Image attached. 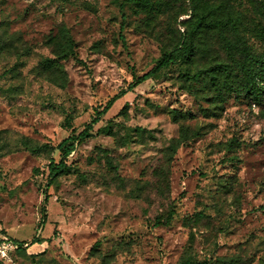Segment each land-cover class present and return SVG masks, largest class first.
<instances>
[{
	"label": "rangeland",
	"instance_id": "374dc122",
	"mask_svg": "<svg viewBox=\"0 0 264 264\" xmlns=\"http://www.w3.org/2000/svg\"><path fill=\"white\" fill-rule=\"evenodd\" d=\"M0 229V264H264V0H0Z\"/></svg>",
	"mask_w": 264,
	"mask_h": 264
},
{
	"label": "trees",
	"instance_id": "16d2710c",
	"mask_svg": "<svg viewBox=\"0 0 264 264\" xmlns=\"http://www.w3.org/2000/svg\"><path fill=\"white\" fill-rule=\"evenodd\" d=\"M127 1L136 3V2H142L143 0H127ZM186 1H188V2L190 1V4L192 3V0H186ZM190 17L191 16H189V19H190ZM185 22H186V20L183 21L182 24L180 22L183 30L178 31V33H179L178 43L170 51H168L167 53H164L162 55V57L156 62V64L148 72H146L142 76L138 77L135 81L131 82L127 86L128 91H131L138 84L144 82L148 78L157 76L162 70L169 68L170 66L176 64L178 61H180L182 59H186L187 57L191 56V54L193 52V46H192V44L189 43V37H190L191 33L193 32V30H195V32H198L199 26L201 23L198 24V27H194V29L192 31H190V32L188 31V33H187V30H186L185 26L183 25ZM123 41L124 40L122 39V42ZM69 54H73L72 49H70L68 52H66L64 54L63 58H65ZM124 94H125V90H122L119 93H117L116 95H114L105 104L103 109L101 111L97 112L96 117L90 123H88L81 132L77 133L76 135L68 136L67 138L63 139L58 144L57 148H59L62 151V155H61L62 157L57 163H53V162L50 163L49 173H48L49 180H51L55 175L61 174L64 172V170L67 167L64 158H66L72 152L75 151L77 144H79L80 142L86 140L87 138H89L91 136L92 125L98 121V118L100 116L104 115L108 111V109L111 107V105L113 104V102L115 100H117L118 98H120ZM251 94H252V96L255 97V95L258 94V89L252 87ZM44 218H45V211L42 210L40 225L43 224ZM169 218H171V217L169 216ZM36 242H37L36 240L33 241V243H36ZM23 248L24 247L20 246L14 253L21 251ZM185 264H190V263H185Z\"/></svg>",
	"mask_w": 264,
	"mask_h": 264
},
{
	"label": "built area",
	"instance_id": "2783aa9c",
	"mask_svg": "<svg viewBox=\"0 0 264 264\" xmlns=\"http://www.w3.org/2000/svg\"><path fill=\"white\" fill-rule=\"evenodd\" d=\"M26 247L25 243H16L0 229V262L7 261L19 247Z\"/></svg>",
	"mask_w": 264,
	"mask_h": 264
},
{
	"label": "crops",
	"instance_id": "0c3cea01",
	"mask_svg": "<svg viewBox=\"0 0 264 264\" xmlns=\"http://www.w3.org/2000/svg\"><path fill=\"white\" fill-rule=\"evenodd\" d=\"M20 243H23V242H20Z\"/></svg>",
	"mask_w": 264,
	"mask_h": 264
}]
</instances>
